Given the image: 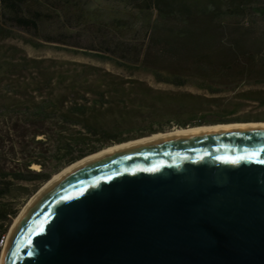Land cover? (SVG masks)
<instances>
[{"label":"trees","instance_id":"1","mask_svg":"<svg viewBox=\"0 0 264 264\" xmlns=\"http://www.w3.org/2000/svg\"><path fill=\"white\" fill-rule=\"evenodd\" d=\"M135 5L141 14L151 13L137 20L135 13L106 14L79 0H0V138L14 136L16 150L6 152L17 165L0 166V237L19 211L15 199L30 196L61 168L103 147L175 127L264 119V113L236 115L251 102L264 107V30L252 19L264 17V3L141 0ZM51 21L58 23L53 31L44 27ZM81 22L98 24L87 43L80 41L81 29L65 27ZM136 22L143 39L118 37ZM16 30L29 32L32 37L23 41L33 46L53 42L110 54L132 73L28 56L5 42ZM136 70L174 88L153 86L134 77ZM2 146L0 162L6 158Z\"/></svg>","mask_w":264,"mask_h":264},{"label":"water","instance_id":"2","mask_svg":"<svg viewBox=\"0 0 264 264\" xmlns=\"http://www.w3.org/2000/svg\"><path fill=\"white\" fill-rule=\"evenodd\" d=\"M4 264H264V127L164 138L81 168L24 215Z\"/></svg>","mask_w":264,"mask_h":264},{"label":"rangeland","instance_id":"3","mask_svg":"<svg viewBox=\"0 0 264 264\" xmlns=\"http://www.w3.org/2000/svg\"><path fill=\"white\" fill-rule=\"evenodd\" d=\"M136 1H141V0H79V3L81 4V2H83L84 4H88L90 6V9L91 8L104 9V10H106V14L109 13L111 15L126 16L130 13H135L136 16L138 17L137 20H140V19L142 20L143 18H146L148 13H151V12H150V10L146 9L145 13L141 14L139 11V8L135 5ZM260 1L262 3H264V0H260ZM152 14L154 17L156 14L155 10L152 12ZM62 18H63V16H61V17L58 16L59 21ZM252 19H254L255 27L259 28L260 30L261 29L264 30V17L254 16V17H252ZM248 21H249L248 18H243L244 23H246ZM138 23L139 22H136L129 30H122V31L118 32V34H117L118 37L123 38V39H129V40L135 39L137 41L143 39L142 34L139 33L140 31L138 32V30H137ZM57 26H58V23L56 21H51V22H47L44 27L47 30L53 31V30L57 29ZM97 26H98L97 23H95V24L94 23L84 24L83 22L75 23V24L73 23L72 25L65 24V27L68 30L75 31L77 29H81L80 41L82 43H87V41H89V39H90L89 31L91 29H95ZM108 31L113 32L110 29ZM24 36L32 37V35L29 32L16 30L12 34L11 37L5 39V42L6 43H12V44H15V45L21 47L28 56H32V57H51V58H59V59H72V60H78V61H85V62H91V63L97 64V65H100L104 68L118 72V73L123 74L125 76H127L129 73H132L128 69H126L124 66H121V65L117 64L116 62H114L113 59L115 57L110 55V54H105L104 52H98V53H101L100 55H102V56H100L99 54H94L95 51L88 49V48H75L72 46L57 44V43H53V42H43V44H41L40 46H33V45H30L29 43H25L23 41ZM133 76L145 79L151 85L159 87V88H174V86H172L171 84L155 81V79L151 73L143 71V70L133 71ZM186 88H190L192 90L194 89L191 86H187ZM246 113L257 114V116H259L260 113H264V107L258 108L257 106H255V103L251 102L247 106L242 108L236 115H242V114H246ZM258 120H264V119H258ZM232 122H234V121H232ZM3 137L4 138H0V144L2 143V145H3L1 147V150H3V152L5 153L6 158L2 162H0V166L3 165L6 169L15 168L17 166L15 158H13L10 154H8V152H6V151L11 150V148H14L16 150V144L12 140L14 138V136L12 134H10L9 136H3ZM66 166H68V165H66ZM66 166H64V167H66ZM32 168L37 169L38 166L37 167L32 166ZM63 168H61L60 170H62ZM45 182H43L38 187V189ZM19 183L26 184L25 182H19ZM33 194H31L30 196H28L26 198L20 197L18 199H15L16 203H20L18 213L20 212L22 207L25 205V203L28 202V200L30 199V197ZM13 220H12V222H13ZM12 222L10 223V225L8 227V231L5 234L6 236H8V232H9V229H10Z\"/></svg>","mask_w":264,"mask_h":264},{"label":"bare ground","instance_id":"4","mask_svg":"<svg viewBox=\"0 0 264 264\" xmlns=\"http://www.w3.org/2000/svg\"><path fill=\"white\" fill-rule=\"evenodd\" d=\"M264 127V120L257 121H234V122H222V123H214V124H206V125H195V126H187V127H175L167 131H159L149 135H145L142 137H137L135 139H129L126 141H122L119 143H115L102 149L93 152L73 163L64 167L62 170L58 171L50 179H48L28 200L27 203L22 207L20 212L14 218L8 236L5 242V245L2 248L3 243V235L0 237V264L5 263L6 251L8 247V243L17 229L20 221L24 217V215L32 208L33 205L48 191H50L56 184H58L62 179L71 175L72 173L80 170L81 168L100 160L106 156L112 155L118 151L124 150L126 148H130L133 146L157 141L164 138H176V137H184L193 134H201V133H210V132H219V131H227V130H251ZM33 167H37L38 165L33 164ZM2 250V251H1Z\"/></svg>","mask_w":264,"mask_h":264},{"label":"built area","instance_id":"5","mask_svg":"<svg viewBox=\"0 0 264 264\" xmlns=\"http://www.w3.org/2000/svg\"><path fill=\"white\" fill-rule=\"evenodd\" d=\"M6 239H7V236H6V235H3L2 248H3V246L5 245ZM1 251H2V250H1ZM0 258H1V253H0Z\"/></svg>","mask_w":264,"mask_h":264}]
</instances>
